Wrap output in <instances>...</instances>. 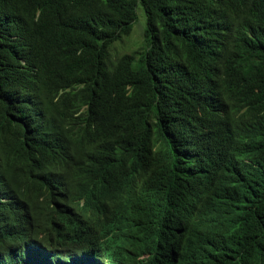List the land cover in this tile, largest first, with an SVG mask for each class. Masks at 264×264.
<instances>
[{
	"label": "trees",
	"instance_id": "obj_1",
	"mask_svg": "<svg viewBox=\"0 0 264 264\" xmlns=\"http://www.w3.org/2000/svg\"><path fill=\"white\" fill-rule=\"evenodd\" d=\"M110 235L130 264H264V0H0V264Z\"/></svg>",
	"mask_w": 264,
	"mask_h": 264
},
{
	"label": "clouds",
	"instance_id": "obj_2",
	"mask_svg": "<svg viewBox=\"0 0 264 264\" xmlns=\"http://www.w3.org/2000/svg\"><path fill=\"white\" fill-rule=\"evenodd\" d=\"M24 209L27 208L24 206ZM132 246L133 244H131L129 241L122 244V242L113 235L103 237L98 242L97 249L99 251L98 252L95 251L93 254L94 264H130L125 259V255L127 254V252H130L136 256L137 253L141 252L140 246H138L139 247L138 252L132 250ZM147 257H148L147 255L141 254L137 256V260H144Z\"/></svg>",
	"mask_w": 264,
	"mask_h": 264
},
{
	"label": "rangeland",
	"instance_id": "obj_3",
	"mask_svg": "<svg viewBox=\"0 0 264 264\" xmlns=\"http://www.w3.org/2000/svg\"><path fill=\"white\" fill-rule=\"evenodd\" d=\"M136 15L137 19L133 23L131 34L128 37H124L121 41L115 42L111 46V60H114L117 56L119 57L124 54H132L140 48L139 43L143 40L142 31L146 27V18L141 5H138ZM132 250L138 252L139 247L133 245Z\"/></svg>",
	"mask_w": 264,
	"mask_h": 264
}]
</instances>
